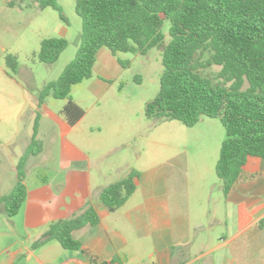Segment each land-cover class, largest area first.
<instances>
[{
	"label": "trees",
	"instance_id": "obj_1",
	"mask_svg": "<svg viewBox=\"0 0 264 264\" xmlns=\"http://www.w3.org/2000/svg\"><path fill=\"white\" fill-rule=\"evenodd\" d=\"M37 3L40 9L57 11L66 22L58 0H37ZM75 13L82 27L76 56L39 95L41 103L47 96L67 100L61 114L70 126L85 115L69 99L71 89L92 77L100 49L106 48L116 56V53L145 55L156 48L161 51L163 72L159 92L145 107L146 117L175 120L189 128L203 116L220 120L225 139L215 174L225 197L242 179L249 158L264 160V0H75ZM165 22L169 24L167 42L163 33ZM66 46L63 38L45 39L37 59L51 65ZM203 55H208L207 66L219 68L216 74L219 83L200 73ZM6 65L13 73L17 72L15 56L8 55ZM36 129L35 124L27 152L17 164L13 189L0 199L8 218L19 212L26 199V156L41 150ZM138 178L137 171H130L102 189L97 200L108 212L117 211L134 193ZM98 223L93 203L88 201L71 218L50 224L33 247L56 241L66 250L80 251L90 264H123L119 259L97 262L73 238V232Z\"/></svg>",
	"mask_w": 264,
	"mask_h": 264
},
{
	"label": "rangeland",
	"instance_id": "obj_2",
	"mask_svg": "<svg viewBox=\"0 0 264 264\" xmlns=\"http://www.w3.org/2000/svg\"><path fill=\"white\" fill-rule=\"evenodd\" d=\"M58 4L66 22L60 19L57 11L40 9L37 0H0V137L5 140L15 138L8 150L0 146V177L5 182L12 176L5 154L20 155L19 163L26 154L24 145L33 135L35 124L39 147L45 152L56 153L58 150L51 139H58L61 130L53 117L65 120L61 110L67 100L47 96L41 103L39 95L43 87L57 80L65 66L74 60L82 33L81 19L75 13V0H58ZM168 27L165 22V42L169 39ZM50 38H63L67 46L55 63L47 65L39 62L37 54L41 42ZM8 55L17 59L16 73L6 65ZM116 59L124 66L119 65L120 75L107 82L110 86L103 96H91L94 86L89 79L72 87L69 99L80 103L85 116L65 138L85 152L91 169L103 174L104 185L123 179L132 170L143 173L147 169L148 173L155 167L176 161L187 164L190 183L198 169L204 177L202 182L208 185L204 199L209 203L212 198L211 210L206 212L207 223L211 224L212 218L226 221L229 209L220 189L221 181L215 174L225 139L220 120L203 116L189 128L175 120L147 118L145 107L160 89L161 51L153 48L145 55L116 53ZM207 59L208 55L200 58L204 66L200 73L219 83L216 79L219 68L207 66ZM34 157L28 155L26 161L29 187L58 166V160L39 162ZM170 165L176 166L175 163ZM209 230L205 236L209 235L210 243L218 247L220 237L227 235L228 225L214 228L209 225ZM225 254L224 249L217 248L212 257L213 264H224L228 259ZM198 255L193 252L187 257L191 260ZM210 259L198 258L194 264H206Z\"/></svg>",
	"mask_w": 264,
	"mask_h": 264
},
{
	"label": "crops",
	"instance_id": "obj_3",
	"mask_svg": "<svg viewBox=\"0 0 264 264\" xmlns=\"http://www.w3.org/2000/svg\"><path fill=\"white\" fill-rule=\"evenodd\" d=\"M119 68L116 56L106 48L100 49L89 79L94 86L91 96H103L110 86L107 82L120 75ZM83 118L70 126L53 117L61 130L58 139H51L57 152L41 148L32 156L39 162L58 160V166L51 168L48 176L37 178L31 187L26 156L27 195L23 205L14 217L8 218L0 204V264H90L80 251L66 250L56 241L33 247L50 224L71 218L88 201L93 203L99 223L73 232V238L97 262L119 259L123 264H194L198 258H211L206 264H213V255L222 248L228 258L224 264L228 260L230 264H264V160L249 158L242 179L224 196L229 209L226 221L212 218V223H207L206 212L211 210L212 199L209 203L204 199L208 185L202 182L204 177L198 169L189 183L188 166L181 161L171 162L176 166L169 163L139 173L134 193L111 213L97 200L100 191L108 186L102 182L103 174L91 169L85 152L65 138ZM32 137L25 142L26 152ZM13 143L14 137H0V146L6 150ZM5 155L12 176L7 182L0 177V199L9 194L4 189L9 192L17 181L20 158L8 152ZM209 225H228L227 235L220 237L218 247L210 243L209 235L205 236ZM193 252L199 255L190 260L187 256Z\"/></svg>",
	"mask_w": 264,
	"mask_h": 264
}]
</instances>
